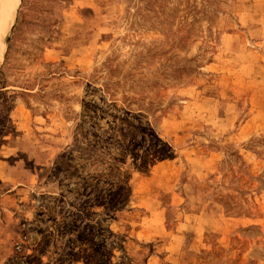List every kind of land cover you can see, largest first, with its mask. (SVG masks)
<instances>
[{
  "label": "rangeland",
  "instance_id": "374dc122",
  "mask_svg": "<svg viewBox=\"0 0 264 264\" xmlns=\"http://www.w3.org/2000/svg\"><path fill=\"white\" fill-rule=\"evenodd\" d=\"M18 3L0 264H264V0Z\"/></svg>",
  "mask_w": 264,
  "mask_h": 264
},
{
  "label": "bare ground",
  "instance_id": "6f19581e",
  "mask_svg": "<svg viewBox=\"0 0 264 264\" xmlns=\"http://www.w3.org/2000/svg\"><path fill=\"white\" fill-rule=\"evenodd\" d=\"M19 0H0V66Z\"/></svg>",
  "mask_w": 264,
  "mask_h": 264
}]
</instances>
